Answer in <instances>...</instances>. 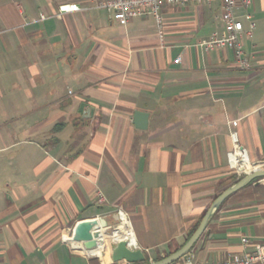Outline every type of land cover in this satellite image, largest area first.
Instances as JSON below:
<instances>
[{"label":"crops","instance_id":"crops-1","mask_svg":"<svg viewBox=\"0 0 264 264\" xmlns=\"http://www.w3.org/2000/svg\"><path fill=\"white\" fill-rule=\"evenodd\" d=\"M63 2L80 9L57 14ZM96 3L0 0V264H129L111 260L119 210L144 262L167 256L264 160V0L235 8L244 28L245 12L254 21L244 66L199 45L224 32L221 0L161 5V37L152 15L121 24ZM94 217L113 234L91 249L72 235ZM193 243L169 264L264 243V177L227 196Z\"/></svg>","mask_w":264,"mask_h":264},{"label":"built area","instance_id":"built-area-1","mask_svg":"<svg viewBox=\"0 0 264 264\" xmlns=\"http://www.w3.org/2000/svg\"><path fill=\"white\" fill-rule=\"evenodd\" d=\"M203 3L210 0H97L96 6L103 8L110 14V16L118 21V23L125 24L130 18L141 15H152L158 26V33L162 35V17L159 13L161 5H182L187 2ZM247 5L250 0H221L220 21L224 26V32L221 34H210V36L199 42L201 48L208 50L213 48H231L234 51L235 59L242 66L246 65V57L244 55L242 41L243 37L251 34L254 27V21L251 20L249 12L244 13V17L249 20L247 28L243 27V23L239 20L236 14V6L238 2ZM80 6L74 2H63L58 5V13L78 10ZM180 61V56L174 59V62ZM230 162H237L234 151L229 153ZM98 203L105 201L102 193L97 194ZM120 223L124 213L119 210ZM126 218V217H125ZM118 224L120 226L121 224ZM186 262L190 264H264V243L257 244L250 252H242L233 254L232 257L223 263H208V262H194L191 257L186 258Z\"/></svg>","mask_w":264,"mask_h":264},{"label":"water","instance_id":"water-1","mask_svg":"<svg viewBox=\"0 0 264 264\" xmlns=\"http://www.w3.org/2000/svg\"><path fill=\"white\" fill-rule=\"evenodd\" d=\"M133 120L135 127L145 128L148 122V113L141 110H135ZM254 165L256 167L249 169L240 179L223 189V191L212 200L203 216H201L202 218L197 227L193 229L194 231L187 238V240L182 243L179 248L168 253L167 256L165 255L159 259L144 262L145 256L143 251L135 246H132V242L129 238L121 237L116 238L114 245L111 246V260L115 262L124 260L129 264H169L181 256H185L194 244L193 242H195L201 235L211 216L218 209L221 202H223L224 199L231 193L243 187L250 181L256 178L264 177V167H260L261 165H264V160L255 162ZM105 220L106 219L102 217H94L78 221L75 225L72 238L82 242L86 248H96L103 243V234L106 235V237L113 234V229L108 230L106 228L107 222ZM101 229H103V232Z\"/></svg>","mask_w":264,"mask_h":264},{"label":"bare ground","instance_id":"bare-ground-1","mask_svg":"<svg viewBox=\"0 0 264 264\" xmlns=\"http://www.w3.org/2000/svg\"><path fill=\"white\" fill-rule=\"evenodd\" d=\"M241 160H242V162H244V163L247 162V159H246L245 155L241 157ZM123 223H125V224H124V226L121 228V231H119V232L117 231V232H116V236H122V238L125 237L124 235H126V234H130V233H129V232H130V229H129V227L126 225L127 220H126V218H125L124 216L122 217V220H121V226L123 225ZM126 237H127V236H126ZM120 238H121V237H120Z\"/></svg>","mask_w":264,"mask_h":264},{"label":"trees","instance_id":"trees-1","mask_svg":"<svg viewBox=\"0 0 264 264\" xmlns=\"http://www.w3.org/2000/svg\"><path fill=\"white\" fill-rule=\"evenodd\" d=\"M198 223H196V225L192 228V230H190L187 234V238L191 235V233L193 232V229H195V227L197 226ZM181 246V245H180ZM179 248V246L177 247Z\"/></svg>","mask_w":264,"mask_h":264}]
</instances>
